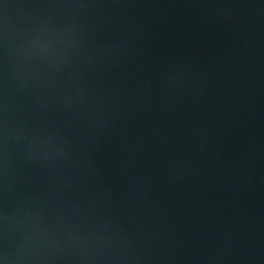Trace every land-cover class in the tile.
I'll use <instances>...</instances> for the list:
<instances>
[{"label":"water","instance_id":"95a60500","mask_svg":"<svg viewBox=\"0 0 264 264\" xmlns=\"http://www.w3.org/2000/svg\"><path fill=\"white\" fill-rule=\"evenodd\" d=\"M0 264H264V0H0Z\"/></svg>","mask_w":264,"mask_h":264}]
</instances>
